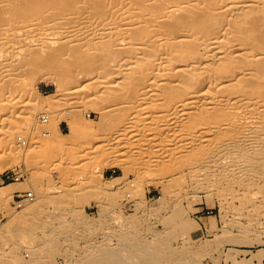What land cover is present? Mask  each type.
Returning a JSON list of instances; mask_svg holds the SVG:
<instances>
[{
    "label": "bare ground",
    "instance_id": "6f19581e",
    "mask_svg": "<svg viewBox=\"0 0 264 264\" xmlns=\"http://www.w3.org/2000/svg\"><path fill=\"white\" fill-rule=\"evenodd\" d=\"M34 79L106 119L98 131L72 119L76 141L61 139L55 120L49 141L35 135L72 173L86 177L104 148L103 165L153 175L173 198L204 190L264 206V0H0V173L46 105ZM15 192L1 188L0 200ZM259 215L245 225L237 213L234 226L260 231ZM113 220L106 247L83 241L82 264H197L169 238ZM0 264L36 263L0 252Z\"/></svg>",
    "mask_w": 264,
    "mask_h": 264
},
{
    "label": "rangeland",
    "instance_id": "374dc122",
    "mask_svg": "<svg viewBox=\"0 0 264 264\" xmlns=\"http://www.w3.org/2000/svg\"><path fill=\"white\" fill-rule=\"evenodd\" d=\"M33 86L35 97L46 100V105L26 124L25 133L16 135L19 152L5 162L7 166L0 173L13 171L23 176L18 182L0 183V190L5 186L16 190L12 198L0 200V252L12 253L16 262L82 264L91 248L88 243L103 247L105 242L106 247L112 238L106 239V234L111 233L113 219H122L128 220L134 231L149 232L151 241L155 236L169 238L173 249L193 253L197 264L199 260L201 264H264L263 227L240 233L233 223L237 213L242 214L245 225L254 218L263 219L255 215L264 211V206L250 200L229 205L204 190L173 198V185L153 180V175L103 165L112 158L104 148L84 163L86 177L72 173L78 169L71 161L48 158L43 146L33 140L36 135L43 143L49 141L53 120L59 122L61 139L76 141L79 135H73L69 127L72 119L83 117L97 131L105 128L106 119L74 99L62 100L51 81L34 79ZM20 138L26 146L20 145ZM29 192L33 201L17 200V195ZM197 256L201 257L196 260Z\"/></svg>",
    "mask_w": 264,
    "mask_h": 264
},
{
    "label": "built area",
    "instance_id": "2783aa9c",
    "mask_svg": "<svg viewBox=\"0 0 264 264\" xmlns=\"http://www.w3.org/2000/svg\"><path fill=\"white\" fill-rule=\"evenodd\" d=\"M43 121L46 122L47 118L43 117ZM20 143L23 144V146L27 145L26 141H22V139H19ZM23 178V176L19 173V172H6L3 175L0 176V183L1 184H6V183H10V182H18ZM17 200L21 203L25 200H29V201H33L34 197L33 194L31 192L29 193H24V194H20L17 195Z\"/></svg>",
    "mask_w": 264,
    "mask_h": 264
}]
</instances>
